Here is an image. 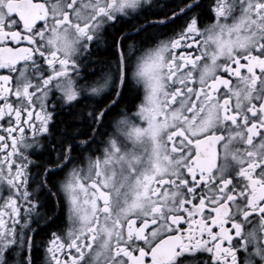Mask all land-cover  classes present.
<instances>
[{
	"label": "snow or ice",
	"instance_id": "obj_1",
	"mask_svg": "<svg viewBox=\"0 0 264 264\" xmlns=\"http://www.w3.org/2000/svg\"><path fill=\"white\" fill-rule=\"evenodd\" d=\"M0 264H264V0H0Z\"/></svg>",
	"mask_w": 264,
	"mask_h": 264
},
{
	"label": "flooded vegetation",
	"instance_id": "obj_2",
	"mask_svg": "<svg viewBox=\"0 0 264 264\" xmlns=\"http://www.w3.org/2000/svg\"><path fill=\"white\" fill-rule=\"evenodd\" d=\"M100 67H101V65H97V68H100ZM131 87H132L133 90L128 93L129 100L135 98L136 95H137L136 91L134 90L136 86L133 84ZM136 102L138 103L139 101L136 100ZM54 179H56V178H54Z\"/></svg>",
	"mask_w": 264,
	"mask_h": 264
}]
</instances>
